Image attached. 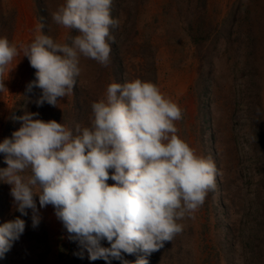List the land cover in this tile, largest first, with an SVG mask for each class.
<instances>
[{"label":"rangeland","instance_id":"374dc122","mask_svg":"<svg viewBox=\"0 0 264 264\" xmlns=\"http://www.w3.org/2000/svg\"><path fill=\"white\" fill-rule=\"evenodd\" d=\"M62 4L0 0V35L27 44L43 24L44 34L70 44L75 30L51 18ZM111 16L109 63L81 57L72 92L56 106L34 103L40 90L26 86L36 70L22 51L13 59L0 92V140L21 126L16 117L25 110L69 128L89 126L91 105L109 83L150 80L179 105L178 135L210 156L217 173L203 204L148 264H264V0H112ZM39 212L36 228L30 210L22 217L25 231L0 264H105L74 255L77 245L51 205ZM19 215L10 185L0 182V223ZM123 255L134 264L143 253Z\"/></svg>","mask_w":264,"mask_h":264},{"label":"clouds","instance_id":"9594fccd","mask_svg":"<svg viewBox=\"0 0 264 264\" xmlns=\"http://www.w3.org/2000/svg\"><path fill=\"white\" fill-rule=\"evenodd\" d=\"M111 5L112 0H63L51 18L75 30L70 44L44 34L43 24L27 44L0 35V92L22 51L36 70L26 91L40 90L38 107L56 106L72 92L81 57L109 63V30L117 23ZM91 113L89 126L69 128L25 110L16 117L21 126L0 140L7 165L0 167V182L10 185L20 213L0 223V258L24 233L22 217L30 210L36 228L39 209L51 205L80 259L86 254L89 261L129 264L123 254L139 250L143 255L134 264H148V256L181 233V221L215 188L214 161L178 135L182 111L154 82H111Z\"/></svg>","mask_w":264,"mask_h":264}]
</instances>
